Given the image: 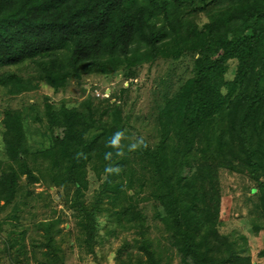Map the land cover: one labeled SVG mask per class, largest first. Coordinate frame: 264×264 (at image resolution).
<instances>
[{
    "label": "trees",
    "instance_id": "16d2710c",
    "mask_svg": "<svg viewBox=\"0 0 264 264\" xmlns=\"http://www.w3.org/2000/svg\"><path fill=\"white\" fill-rule=\"evenodd\" d=\"M185 58L188 74L173 79ZM154 65L158 89L138 82ZM3 67L0 264H64L62 236L91 264H264V248L254 262L244 236L218 229L221 170L248 181L249 220L264 227V0H0ZM87 76L120 84L112 98L96 83L80 102L44 96L34 117L9 102L29 113L39 98L24 95L83 94ZM142 89L150 132L127 106ZM34 183L61 189L66 234L62 215L31 231L20 221L44 193Z\"/></svg>",
    "mask_w": 264,
    "mask_h": 264
},
{
    "label": "rangeland",
    "instance_id": "374dc122",
    "mask_svg": "<svg viewBox=\"0 0 264 264\" xmlns=\"http://www.w3.org/2000/svg\"><path fill=\"white\" fill-rule=\"evenodd\" d=\"M188 62V58H185L182 60L176 69L172 68L174 70L173 73L170 75L174 78L182 77L183 75H187L189 68L186 67V63ZM8 67L0 68V72H3L4 70H7ZM152 69L155 71L152 73V75L148 74V71L143 69L138 77V82H142L143 85L146 87L156 88L158 89V84L155 80L157 70L159 69V66H152ZM30 70V66L28 64L21 67L20 73L23 75H27L28 71ZM171 70V69H170ZM228 77H231L232 75V69H230V72L228 71ZM165 79H167V76H164ZM85 80V93H81V89L78 88V91H69L68 89L64 92L58 91V93H53L51 90H49L48 87L44 85H40L38 89L35 91L26 94L24 96L34 95L39 98V103L35 102V108L27 113L24 110L22 99H19L18 97L12 101H9L11 105L14 107L20 108L24 114L30 117H34L33 115L36 112H41L42 109V97L49 96L50 101L52 103H59L61 94L64 93L65 95L62 96L65 100L66 98L73 99L74 102H79L85 97L88 87L90 84L96 83L97 89L95 90V94H98L99 96H110V90L114 91L118 88V85L120 84V78L119 77H111L108 82H106L101 77H97V80L95 79V76H87L84 78ZM177 80H174L173 84L176 83ZM128 82H124V85H127ZM74 86V85H72ZM75 87V86H74ZM172 92L174 90L173 88H169ZM103 90V92H102ZM4 98H7L6 96ZM27 98V97H26ZM112 98V97H111ZM132 98H136V93L132 94L130 96V100ZM13 99V98H12ZM19 99V100H18ZM29 102H32V98L26 99ZM25 100V101H26ZM113 100V99H112ZM132 104H129L130 112L134 116H139V123L138 126H141V123L143 122L146 129L150 132L151 128H153L154 120H151L149 116H151V113L154 112L153 107L151 109H148L147 101H146V91L142 89L141 94L139 95L138 99L135 101H131ZM6 100L2 99L0 97V109L5 105ZM33 103V102H32ZM67 105H70L71 102H65ZM128 110V109H126ZM154 118V116L152 117ZM134 122V120L132 121ZM38 126L36 124H32L31 128L34 131V135L37 132ZM40 128V127H39ZM43 127L41 128V130ZM142 129V126L140 127V130ZM144 130H142L143 132ZM146 132L144 131L143 134ZM143 136V135H142ZM220 177V199H219V208H220V217L221 222L218 226V229L220 232L232 237V239L237 238L238 236H244L246 239V242L244 245L248 248V252L251 256L252 261L255 262V253L261 249L264 248V227L260 228L261 225H259V229L255 230V227L252 225L249 219L253 218L252 216V209L255 207L253 202V194H251L250 190L246 188L247 185H249L248 181L240 174L229 172L227 170H221L219 172ZM88 178H89V186L88 190L86 192V198H90L92 195L93 190L96 188L98 182L94 179V174L89 170L88 171ZM33 192H44L41 201L36 200H29L28 206H23V212L22 216L20 217V221L24 224H28L26 228L28 230H32V225L29 223L36 222L35 219H45L48 217H53L57 215H62L64 218V221L61 223V228H63L64 234L67 233V231L70 229L69 224L71 220V212L69 209H66L63 205V198H62V191L60 188L57 187H49L46 188L42 185H39L38 183H34L31 186ZM247 196L251 199H247ZM47 199V200H46ZM46 200V201H45ZM252 200V201H251ZM45 202H48L47 205L44 204ZM147 204V203H145ZM30 210L33 213V216L27 217V210ZM156 226H158V223H155ZM64 239L68 241L67 247L65 249V263L64 264H91L87 259H82V255L79 254L77 247L73 244V241L71 238L62 236ZM239 242V240L237 241ZM120 244L119 239H116L113 243V247H117ZM81 256V257H80ZM83 260V261H82Z\"/></svg>",
    "mask_w": 264,
    "mask_h": 264
}]
</instances>
